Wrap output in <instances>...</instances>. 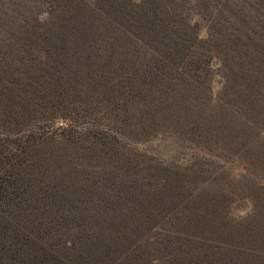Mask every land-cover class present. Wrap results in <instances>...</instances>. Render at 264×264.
<instances>
[{"label":"rangeland","instance_id":"374dc122","mask_svg":"<svg viewBox=\"0 0 264 264\" xmlns=\"http://www.w3.org/2000/svg\"><path fill=\"white\" fill-rule=\"evenodd\" d=\"M18 1L0 0L6 19L30 17ZM41 1L35 16L72 0ZM76 17L81 116L41 147L55 156L32 192L81 215L49 218L79 225L48 235L51 264H264V0H78ZM22 29L0 26V50Z\"/></svg>","mask_w":264,"mask_h":264},{"label":"trees","instance_id":"16d2710c","mask_svg":"<svg viewBox=\"0 0 264 264\" xmlns=\"http://www.w3.org/2000/svg\"><path fill=\"white\" fill-rule=\"evenodd\" d=\"M26 2L19 0L15 3L30 9V17L21 14L16 19H6L0 8V26L9 24L23 28L18 32L21 42H15L10 53L0 50V56L4 55L0 57V264H51L53 248L48 246V235L56 227L70 241L78 232L79 225H56L55 220L49 218H56L59 214L67 218V213L72 218H81L79 211L68 210V206L60 207L48 199L32 196L43 182L41 178L46 175V170L52 166L49 163L54 161L51 157L55 156L50 152L42 155L43 161H39L41 147L53 141L62 148L66 143V130L74 128L81 116L69 109V98L74 92V77L70 74L75 72L77 32V27L72 24L77 20L78 0L56 6L59 13L66 16L55 15V7L47 2L49 9L35 16L32 9L44 1L34 0L32 7ZM32 20L41 23L42 27L39 29ZM5 32L8 31L0 30V41L4 48H8L12 44L8 41L12 40L5 36ZM119 34L124 35L123 32ZM54 48L56 53H64L65 61L60 66L53 62ZM12 56L21 63L14 65L17 74L13 82L6 77L1 78L3 74L13 72L11 67L6 69L8 61H5L13 60ZM30 56H33L31 61L28 60ZM8 63L9 66L12 64ZM51 64L56 65L58 73L67 75L72 83L66 84L60 78L54 82ZM34 69L39 70L37 77L30 75ZM16 76H19L18 80ZM41 80L49 82V85L41 83ZM22 86H30L31 89L21 90ZM35 123L42 126L33 125ZM57 157L62 164L59 159L62 157ZM33 162H38L36 168ZM68 260L72 262V258ZM82 260L84 264H97L95 258L83 257ZM62 261L65 262V258Z\"/></svg>","mask_w":264,"mask_h":264}]
</instances>
